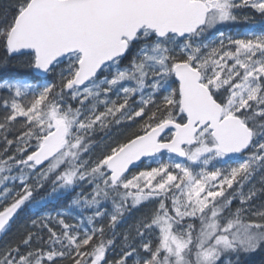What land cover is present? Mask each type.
<instances>
[{"label":"snow or ice","instance_id":"obj_1","mask_svg":"<svg viewBox=\"0 0 264 264\" xmlns=\"http://www.w3.org/2000/svg\"><path fill=\"white\" fill-rule=\"evenodd\" d=\"M259 253L264 0L0 6V264Z\"/></svg>","mask_w":264,"mask_h":264},{"label":"trees","instance_id":"obj_2","mask_svg":"<svg viewBox=\"0 0 264 264\" xmlns=\"http://www.w3.org/2000/svg\"><path fill=\"white\" fill-rule=\"evenodd\" d=\"M8 0H0V6L5 5ZM245 25H240L238 28L232 29V31H241ZM25 218L24 214L21 215V220ZM248 264H264V253H259L249 259Z\"/></svg>","mask_w":264,"mask_h":264}]
</instances>
